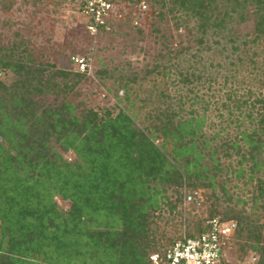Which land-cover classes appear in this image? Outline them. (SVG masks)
<instances>
[{
  "label": "trees",
  "instance_id": "obj_1",
  "mask_svg": "<svg viewBox=\"0 0 264 264\" xmlns=\"http://www.w3.org/2000/svg\"><path fill=\"white\" fill-rule=\"evenodd\" d=\"M148 3L186 43L156 25L140 77L95 70L115 75L122 106L88 105L85 71L0 41V264H150L213 217L236 222L217 264L232 249L264 264V0ZM146 77L134 110L129 83ZM187 194L203 218L184 219ZM161 218L186 229L159 247Z\"/></svg>",
  "mask_w": 264,
  "mask_h": 264
},
{
  "label": "rangeland",
  "instance_id": "obj_2",
  "mask_svg": "<svg viewBox=\"0 0 264 264\" xmlns=\"http://www.w3.org/2000/svg\"><path fill=\"white\" fill-rule=\"evenodd\" d=\"M105 16L101 28L89 29L85 27L87 19L79 12L77 0H0V41L10 42L13 38L22 37L27 41L34 59L70 70H78L74 58L83 59L85 77L80 84L78 98L90 106H122L117 97H121L123 91L116 89L118 83L115 75L98 79L94 71L103 68L107 72L120 73L123 77L133 73L140 77L142 70L152 63L153 56L161 48V38L154 32L158 24L148 0H119ZM158 27L166 38L171 34L170 43H186L182 30L171 29L170 21L167 24L162 22ZM246 28L241 27V31H247ZM5 75L9 76V72L1 76ZM151 81L150 77H146L129 83L130 96L136 93L134 110L140 104L138 98L150 94ZM145 104L138 114L139 118L150 107L149 102ZM56 200L62 208L67 207V202L59 198ZM188 204L189 201L183 202L184 219L194 221L203 218L204 213L200 209L187 213ZM174 220L156 219L159 247L186 229V221L176 225ZM232 250L224 253V260L228 264L255 263L253 253L246 251L239 258L237 252Z\"/></svg>",
  "mask_w": 264,
  "mask_h": 264
},
{
  "label": "built area",
  "instance_id": "obj_3",
  "mask_svg": "<svg viewBox=\"0 0 264 264\" xmlns=\"http://www.w3.org/2000/svg\"><path fill=\"white\" fill-rule=\"evenodd\" d=\"M119 0H77L79 12L86 17V28L96 29L105 19V15ZM91 22V23H90ZM76 68L83 71L85 63L81 58H74ZM192 195H185V201L192 200ZM205 228L196 236L182 234L168 245L162 253L148 255L150 264H217L220 260L222 245L228 240L235 228L234 220H220L218 217L207 219Z\"/></svg>",
  "mask_w": 264,
  "mask_h": 264
}]
</instances>
